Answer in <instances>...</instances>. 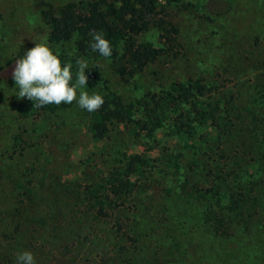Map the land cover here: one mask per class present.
Segmentation results:
<instances>
[{"label": "rangeland", "instance_id": "rangeland-1", "mask_svg": "<svg viewBox=\"0 0 264 264\" xmlns=\"http://www.w3.org/2000/svg\"><path fill=\"white\" fill-rule=\"evenodd\" d=\"M69 1L0 0V199L9 204L0 209V264H16L24 250L36 264H221L241 252L215 233L216 207L197 189L208 185L210 167L226 166L233 190L264 178L258 167L264 155V0H154L156 14L139 19L143 31L136 39L167 48L166 28L174 41L168 53L126 81L117 74L126 59L80 54L73 40H48L41 12L51 7L59 13ZM40 42L73 71L77 59L99 70L101 80L85 90L109 97L101 112L135 103L134 115L112 119L107 135L95 139L89 129L93 111L75 101L54 114H33L34 101L14 94L12 69ZM117 49L121 55L124 42ZM188 79L212 87L209 98L221 101L220 118L197 122L188 137L175 131V116L162 107L163 126L142 132L136 123L155 107L147 108L146 95L161 96ZM181 111L195 116L190 106ZM132 154L146 156L149 166L128 197L131 208L97 216L83 186L100 185ZM8 209L13 218L6 217ZM246 216L244 223L258 230L264 245V182ZM117 220L127 224L134 245L117 231ZM233 222L238 229L239 221Z\"/></svg>", "mask_w": 264, "mask_h": 264}, {"label": "trees", "instance_id": "trees-1", "mask_svg": "<svg viewBox=\"0 0 264 264\" xmlns=\"http://www.w3.org/2000/svg\"><path fill=\"white\" fill-rule=\"evenodd\" d=\"M154 0H88L67 2L56 13L51 7L44 9L41 13L46 20L47 37L51 43H63L73 40L76 50L80 54L92 52L90 47L91 32L102 31L110 41L113 52L111 57L118 58L120 62L124 59L129 63L118 66L119 78L126 81L128 76H134L142 71L148 64L156 61L160 56L170 51L174 37L168 32L162 34L169 47H158L151 41H137L136 37L143 31L139 24L141 17H154ZM155 13V14H154ZM159 27L164 24L159 22ZM124 42V52L119 55L117 45ZM88 85L95 87L101 80L97 68H89ZM94 76V77H93ZM212 87L199 79H188L173 83L171 91L159 94H147L144 102L147 108L154 103L155 107L148 112L146 120L138 121L136 124L142 132L152 133L163 126V115L158 112L162 107L172 111L173 127L176 132H184L188 137L193 136L197 122L212 124L220 118L219 111L221 101H211ZM104 101L109 97L103 96ZM121 100V99H120ZM142 104L141 102H138ZM137 104V103H136ZM63 102L47 104L35 107L33 114L56 113ZM184 106H190L193 113H183ZM22 115L28 116L30 111L20 108ZM89 129L95 139H101L107 135L109 122L116 118L130 119L135 113V103L124 104L122 107L101 112L99 109L92 112ZM226 135V134H225ZM259 168L264 169V155L260 159ZM149 166V159L143 154H132L126 157L124 163L115 166L101 179L100 185L85 184L82 188L84 198L94 208L97 216L111 218L117 209H130L128 197L137 187V183L144 171ZM208 185L198 188V196L209 201L216 207L214 212V229L220 237H228L231 246L240 249L241 252L225 257L221 264H258L264 261V245L259 241V232L256 228L246 222V206L252 200V194L257 187L264 182V178L258 183H239L236 190L230 185V172L226 166L210 167L207 170ZM226 200V203L223 201ZM8 203L0 199V209H7ZM9 218H13L11 211H6ZM233 219L239 221L238 229L232 224ZM13 220V219H12ZM118 232L125 234L133 245L137 242L135 238L127 233V224L121 220L114 223ZM237 251V250H235Z\"/></svg>", "mask_w": 264, "mask_h": 264}, {"label": "clouds", "instance_id": "clouds-1", "mask_svg": "<svg viewBox=\"0 0 264 264\" xmlns=\"http://www.w3.org/2000/svg\"><path fill=\"white\" fill-rule=\"evenodd\" d=\"M90 47L103 57H110L113 47L102 31H92ZM77 68L61 60L58 54L44 42L26 50L15 60L12 79L17 91V98L34 101L35 107L47 104H71L73 101L88 112L98 110L104 104V97L99 93L89 94L87 61L77 59ZM16 264H36L34 254L24 250L15 256Z\"/></svg>", "mask_w": 264, "mask_h": 264}]
</instances>
